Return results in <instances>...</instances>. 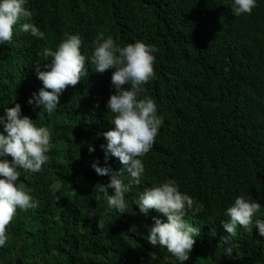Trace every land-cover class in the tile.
<instances>
[{
    "label": "trees",
    "instance_id": "obj_1",
    "mask_svg": "<svg viewBox=\"0 0 264 264\" xmlns=\"http://www.w3.org/2000/svg\"><path fill=\"white\" fill-rule=\"evenodd\" d=\"M26 7L45 39L16 26L12 41L0 45V115L20 104L22 115L52 129V147L39 173L21 171L19 181L31 188L36 207L18 210L7 226L0 264H175L166 249L145 239L143 225H151L152 216L166 218L151 209L145 217L131 205L139 191L165 177L193 198L186 219L198 231L184 264H264L255 220L251 231L239 228L229 237L230 256L223 252L228 234L221 223L239 194L264 208V0L239 17L230 11L231 0H28ZM147 11L156 14L152 43L168 50L154 64L155 79L143 85V95L156 101L164 122L142 158L141 185L127 194L128 211L118 214L96 198L94 186L108 177L91 168L93 159L103 166V133L113 127L105 107L114 93L112 70L97 73L86 62L87 77L66 87L52 114L27 100L42 87L34 63L49 62L44 47L54 49L66 33L80 34L86 56L98 32L121 45L136 41L132 22ZM149 24L148 15L137 22ZM109 166L122 168L115 157Z\"/></svg>",
    "mask_w": 264,
    "mask_h": 264
},
{
    "label": "clouds",
    "instance_id": "obj_2",
    "mask_svg": "<svg viewBox=\"0 0 264 264\" xmlns=\"http://www.w3.org/2000/svg\"><path fill=\"white\" fill-rule=\"evenodd\" d=\"M27 4L28 0H0V45L12 41L16 26L20 32L45 39V33L32 21V12ZM256 6L257 0H231L230 11L233 16L239 17L251 14ZM144 15L151 17V24L137 26ZM155 17L153 11L136 15L132 31L138 39L124 45L116 43L111 35L98 32L91 42L90 56L81 52L83 41L79 33H66L54 49L44 47L41 55L49 62L43 65L34 63V72L42 87L27 100L29 105L52 114L58 109L60 96L66 87L75 86L87 77L86 62L94 66L97 73L112 70L110 82L114 93L107 99L105 107L113 127L103 133L106 140V144L100 145L103 166H99V160L93 159L91 168L97 175L108 177L106 184L94 186L96 198H103L107 209L118 214L128 211L126 196L134 185H141L145 173L142 158L153 148L164 122L163 115L158 114L156 101L143 95V85L155 79L154 64L162 61L168 50L164 48L160 51L152 43ZM52 135L49 126H37L34 120L22 115L18 103L4 107V113L0 115V248L9 239L6 229L17 211L36 207L31 188L23 186L19 177L21 171H41L49 160ZM87 150L92 153L95 149L89 144ZM110 157L117 158L122 168L113 171L109 166ZM131 205L145 217L151 209L166 218L152 216L153 223L143 225L147 233L145 239L155 246L154 249H166L175 264H184L189 260L198 231L186 219L193 209V198L180 190L175 179L165 177L145 187L131 200ZM257 214H261L260 218L264 217V208L248 194L235 196L224 208L226 219L221 223L228 234L222 239L224 255L230 256L233 252L229 237H236L239 228L251 231L253 220L258 235L264 237V220L256 218ZM89 215L92 217L95 212L91 211ZM104 228L102 221L97 222V229ZM128 231L136 233L137 229L131 226Z\"/></svg>",
    "mask_w": 264,
    "mask_h": 264
},
{
    "label": "bare ground",
    "instance_id": "obj_3",
    "mask_svg": "<svg viewBox=\"0 0 264 264\" xmlns=\"http://www.w3.org/2000/svg\"><path fill=\"white\" fill-rule=\"evenodd\" d=\"M127 42L129 43L128 39H127ZM127 44V43H126Z\"/></svg>",
    "mask_w": 264,
    "mask_h": 264
}]
</instances>
